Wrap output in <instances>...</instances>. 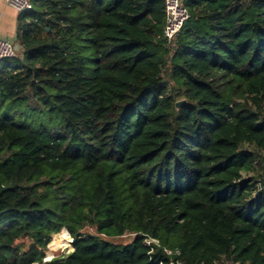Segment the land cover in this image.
Returning <instances> with one entry per match:
<instances>
[{"label":"trees","instance_id":"16d2710c","mask_svg":"<svg viewBox=\"0 0 264 264\" xmlns=\"http://www.w3.org/2000/svg\"><path fill=\"white\" fill-rule=\"evenodd\" d=\"M27 1L0 66V264H264V0H181L170 43L164 0ZM28 98L54 125L6 113Z\"/></svg>","mask_w":264,"mask_h":264},{"label":"built area","instance_id":"2783aa9c","mask_svg":"<svg viewBox=\"0 0 264 264\" xmlns=\"http://www.w3.org/2000/svg\"><path fill=\"white\" fill-rule=\"evenodd\" d=\"M5 2L19 14L29 9L27 0H5ZM188 17V13L181 4V0H164L163 37L168 43L175 38ZM14 56L15 51L13 45L0 39V61L12 59ZM143 243L150 250H152V246H159L156 240L150 238H145ZM163 252L169 257L168 264H183L179 258L178 250L163 249Z\"/></svg>","mask_w":264,"mask_h":264},{"label":"rangeland","instance_id":"374dc122","mask_svg":"<svg viewBox=\"0 0 264 264\" xmlns=\"http://www.w3.org/2000/svg\"><path fill=\"white\" fill-rule=\"evenodd\" d=\"M6 63L13 64L14 60H4L0 62V66ZM6 113L14 117L16 122L29 124L34 128L54 125V122H51L49 119L48 113L43 112L38 103L32 98H28L21 104L13 105L8 111H6ZM1 114H5V112L2 110ZM87 232H91V230H88ZM131 241L132 237L112 239V242L120 243L122 245L129 244ZM69 252H71V238L65 230H62L59 234L51 237V242L44 253L45 258L43 262H47L52 258L65 255Z\"/></svg>","mask_w":264,"mask_h":264},{"label":"crops","instance_id":"0c3cea01","mask_svg":"<svg viewBox=\"0 0 264 264\" xmlns=\"http://www.w3.org/2000/svg\"><path fill=\"white\" fill-rule=\"evenodd\" d=\"M19 13L0 0V39L16 45L17 21Z\"/></svg>","mask_w":264,"mask_h":264},{"label":"water","instance_id":"95a60500","mask_svg":"<svg viewBox=\"0 0 264 264\" xmlns=\"http://www.w3.org/2000/svg\"><path fill=\"white\" fill-rule=\"evenodd\" d=\"M13 48H14L15 54H17L19 52V46L16 44L15 46H13ZM182 103H183V101L177 102L175 104V107L178 108ZM0 215H1V213H0Z\"/></svg>","mask_w":264,"mask_h":264}]
</instances>
